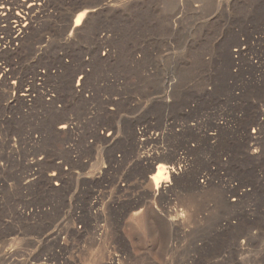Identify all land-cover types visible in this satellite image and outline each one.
Segmentation results:
<instances>
[{"label": "rangeland", "instance_id": "rangeland-1", "mask_svg": "<svg viewBox=\"0 0 264 264\" xmlns=\"http://www.w3.org/2000/svg\"><path fill=\"white\" fill-rule=\"evenodd\" d=\"M125 1L66 0L67 5L84 4L87 10L93 9L96 5L99 6L109 2L113 5L110 3L112 9L108 13L99 16L97 21L94 23L89 22L87 25L83 24L80 27L83 30L81 36L73 39L74 46H77L75 53H69L68 50L56 51V56L61 57L62 60L63 67L60 68H49V63L54 49L64 43L63 40L68 38L71 29V24L65 30L60 26L62 17L65 14L62 0H42L40 2L41 6L38 7L39 10H34L28 16L18 10L24 18H32L31 23L25 27L26 33L20 35L21 38H19L17 30L22 28L21 26L25 24V21L18 19L21 23H18L20 25L16 28L13 19H9V23L0 21V38L3 37L5 40L4 46L7 48L4 50L12 52V55L8 57H1V60L5 63L4 69L7 70L5 72L9 75L6 84L9 85L13 82L18 84L19 82L25 86L34 72H38L43 76L41 79L37 78L39 81L37 80L35 85L38 90L31 97L26 98V104L21 103V97H19L21 93H17L16 98L12 92H6L5 83L0 85V264H23L26 261L30 264H62L63 262L67 264H99L107 250L108 240L99 242L101 244L93 243L91 231L95 223L99 224V227L107 225L105 223H121L119 231L125 245L123 248L116 245L114 252L115 255L123 257V261L125 255L129 256L131 260L129 264H181L183 258L192 251L193 242L209 235L210 224L217 223L221 216L229 218V215L233 212L225 211L223 213L220 211L219 205L218 207L215 205L212 210L215 211H211V216L206 219V222H190L207 223L206 226L205 224L193 225L190 231L181 236H176L163 233L160 227L162 221H160L158 211L154 215L149 212L148 208L152 206L149 200H141L137 197L138 200L140 199L137 205L128 204L129 196L135 195L137 191L138 169L130 164L129 157L131 155L129 153L131 149L126 135L130 134L134 124L137 125L136 128L139 127L140 129L148 127L150 134L152 132L158 133L165 112L160 114L158 106L152 105L149 102V97H146L153 87L158 89V55H156L158 54V0H151L144 5L137 4V2L132 3V5H125ZM191 1L193 2V8L198 9V13L191 16L184 15L181 27L172 33L165 32V34H168H164L161 38L166 43L170 42L171 48L162 55L165 58L161 64L164 71L163 77L165 82L176 90L182 84L183 86L187 85L188 88L194 91L204 85V87H209L210 91L214 87V91L222 92L225 87L223 77L226 70L224 68L226 64L223 50L226 46L234 45L238 39L247 40L255 35L257 30L264 24V3H260L258 8V0ZM159 8L160 17L166 18L174 7L160 4ZM16 12L14 11V13ZM200 16L203 18H199ZM93 30H97L99 38H104L107 46L105 49L111 48L113 51H120L116 64L102 63L103 65H101L92 63V55L86 54V51L95 49ZM40 37L43 38L42 42L39 41ZM133 45L141 47L148 53L146 58L151 61L153 70L148 74H143L142 77H138L133 73L120 76L118 71L122 66L121 59L125 58L124 51L133 47ZM30 46L38 50L36 58H29L28 50ZM252 49L249 43L245 47L247 54L240 61L239 68L232 69L237 76L236 80L241 78L242 73H246V75L253 74V68L247 63V59L251 57ZM261 49L264 52V43H262ZM202 51H209L214 56L215 62L212 65V74L207 72L204 65L196 62L199 55L203 53ZM102 53L103 51H99L98 55L102 57ZM78 57L81 61L86 63L90 61V65H93L92 67L90 65L84 67V74L80 73L78 62L75 61ZM1 60L0 63H3ZM96 79L97 81H95ZM24 86L23 90L25 89ZM71 87L76 90L81 89V98L91 102L92 111L90 112L92 113L79 123L73 122L76 124L73 131V141L68 140V137L61 133L55 137L53 136V138L45 136L44 131L48 128V121L44 119L45 110L42 104L44 106L52 104L58 120L55 125V129H57L63 123L66 99L68 98V90ZM260 88H257V91L261 90ZM176 90L172 93L173 97L170 98L171 104L181 99ZM127 99L132 102L130 103ZM212 100L206 97L204 99L199 98L193 104L194 111L188 112L192 117L191 119L202 116L203 118H201L205 123L210 119L212 121H214V118L220 119L218 116L222 114V111L219 106L223 109L225 106L224 104L218 105L215 100ZM106 101L107 103L109 101L110 105L106 103V111L100 110V104ZM139 102H142L146 109H133L132 106ZM240 103L247 111L246 115L250 116L253 111L249 105L247 106L248 98L244 96ZM233 105L230 108H234ZM146 106H149V109ZM1 115H4V118ZM111 124L114 125L117 136L113 142L106 143L104 138H106L109 129L113 128ZM262 131L257 152L259 155L264 151V128ZM251 132L252 129H249V134ZM143 138L146 139L147 137H141L140 139L144 141ZM126 139H128V142ZM171 139H168L164 145H147L138 153L143 155L156 153L167 160L173 152L172 146L175 143ZM4 141L8 142L9 149L4 148ZM33 141L36 143L34 144ZM243 141L244 144L247 139ZM162 146L165 148L163 149ZM197 148V150L195 149L197 151L195 152L196 156L191 157V161L192 163L194 161V163L189 166L197 171L201 169L204 172L205 167H207L206 164H208L207 161H210L209 158L212 160L214 154L205 150L204 146ZM109 149L110 151L114 150L115 157L121 161L119 165L117 164L118 166L109 163ZM201 150L204 155L200 152ZM249 162H253L252 159ZM56 165L61 166L62 172H69L72 177L77 175L78 181L80 180L77 189H72L67 197L62 187L51 197L40 194L41 192L38 190L43 178L53 172ZM209 166L212 169L209 176L214 181L207 187L206 191H209L206 195L218 204L219 198L217 196H219L221 189L220 182L240 187V190L245 189V194L237 204L235 211L240 213L243 210L248 215V219L243 217L242 221L241 219L238 221L230 218V223H232V227H236V222H257L254 224L260 229L261 233H256V230L252 229L250 231L252 238L247 249L242 251L231 250L229 254L222 251L225 250V246L231 244L232 235L235 234L236 230L234 228L231 229L232 231L228 230L226 236L219 237L216 245L209 247L207 258H205L203 264H231L230 261L233 260H235L233 261L235 264H264L263 192L260 189L255 190L253 188L251 183L255 179L252 174L238 171L235 166L228 168L226 171L216 172L214 162H211ZM200 180L199 178L198 182ZM69 181H71V178ZM118 184L123 188L122 190L118 191ZM52 187L55 188L53 184ZM125 188L126 190H124ZM63 199H65L64 202ZM117 200L119 203L114 204ZM171 201L169 207L173 209L176 207L177 213L179 210L186 211L188 204L181 195L171 196ZM229 202L233 203L232 198L229 199ZM93 203L95 206L89 210ZM156 208L159 209V204ZM136 212L138 213L135 215ZM118 215L122 219H118ZM93 216L99 218L93 220ZM77 223H83L84 225ZM55 226L75 229L81 227L82 234L78 237L61 235L60 242H65L64 239H66V242L65 244L61 242V249H54L52 241L48 240V236L55 231ZM26 257L30 259L28 260Z\"/></svg>", "mask_w": 264, "mask_h": 264}, {"label": "bare ground", "instance_id": "bare-ground-1", "mask_svg": "<svg viewBox=\"0 0 264 264\" xmlns=\"http://www.w3.org/2000/svg\"><path fill=\"white\" fill-rule=\"evenodd\" d=\"M41 1L42 0H0V21L8 22L9 19H13V23L16 24V25L13 24L15 28L20 25L18 23H21L20 20L18 19L25 21L24 22L25 24L21 26L22 28H19L17 30L19 38H21L20 35H22L23 33L24 34L26 33L25 27L26 25L31 23L32 18L31 17L24 18L22 15H20L18 10H21V12H23L25 16H28L29 13L33 12L34 10H39L38 7L41 6L40 4ZM150 1L151 0H126L125 5H132V3L135 4L136 2L137 4L140 3L141 5H144V4L149 3ZM262 2L264 3V0H258V3L256 1L255 4L257 3L258 8H259L260 3ZM61 3H62V6L64 7L65 14L62 17L60 26H62L61 28L65 30L71 24V29L69 30L68 38L66 40H63L64 43L58 45V47L54 49L53 51L54 53L52 54V59L49 63L50 67L48 66L49 68L63 67L62 62H61L62 60L60 59L61 57L56 56V51L68 50L69 53H72V54L75 53V50H76L75 48H77V46H74L73 39H77L81 36L83 30L80 27L83 24L87 25L89 22L94 23L95 21H97L99 16L108 13L110 9H112V5H113V3L111 2L106 3V4H101V5L98 4L99 6L96 5V7L95 6L94 8L92 7L93 9L87 10L85 9L84 4H79V5L68 4L67 5L66 0H62ZM160 4H165V6L169 5V6L174 7L173 11L170 12L168 17L166 18L160 17V8H159ZM14 11H17V12L14 13ZM197 13H198V9L193 8V2L191 0H158V54H156L158 55V89L153 87L152 91L149 92V94L146 97H149L150 99L149 102H151L152 105L158 106V112H160V114L161 112H165V116L163 115L164 118H163L161 127L159 126L158 133L152 132L153 134L152 133L150 134L149 133L150 129H148V127H144L140 129L139 127L136 128L137 125L135 126L134 124L132 127V130L130 131V134L126 135V137H128L129 139V142H130L129 146L131 149L129 153L131 155L129 157L130 164L131 166H134L138 169V174H137L138 178L136 180L137 185H138L136 189L137 194L135 193V195L129 196L128 204L137 205L140 199L149 200L152 205L148 208L149 212L152 215H154V213L158 211V216L160 218V221H162V223H160V227L163 233L181 236L187 231H190L193 225L205 224L206 226L207 223H190V222H202V221L206 222V219L209 216H211L210 213L213 210V206L215 207V205H217V207L219 205L221 209L220 211H222L223 213L225 211L226 212L233 211L230 215L228 214L230 216L229 218L225 216H221L220 218L218 217L219 219L217 220V223L210 224L211 228H210L209 235L206 238L196 240V242H193L192 251L186 257L183 258V260L181 261V264H203L205 258H207V250L209 249V247L212 245H216L217 244L216 242L219 239V237L220 236L222 237L223 235H225L228 230L232 231L233 228L234 230H236L235 234L232 235L231 244L225 246V250L222 251L223 253L228 252L229 254L231 253V250L233 251L241 250L242 251V250L247 249V247L249 246L250 240L252 238V233L250 234V231L252 229L256 230V233L260 232V229L255 225L257 222L256 223L254 222L255 223L254 224V223H237L235 221L238 227L236 225H234L236 227H232V223H230V220H231L230 218H233V220L236 219L238 221L241 219L242 221L243 217L248 216L247 214H245L243 210H242L243 212L240 211V213H238V211H235L237 204L239 203L242 196H244L245 194V191H244L245 189L240 190L239 189L240 187L230 185L229 183L225 184L224 182L222 183L220 182V188L222 190L220 189L219 196H217V198H219L217 201L218 204H216L214 201L211 200L212 198L210 199L206 195L207 192L209 191V190L206 191L207 187L210 186V184L214 181L209 176L210 173H212V169L209 166L211 162H214V167H216L215 168L216 172L226 171L228 168L235 166L238 169V171H242L243 173H246V174H252L253 175L252 177H254L255 179V181L251 183L253 188L255 190L260 189L261 192H263V196H264V183H263L264 182V179H263L264 178V151L260 155L257 153L259 149V145H260V142H259L260 135L263 132L262 130L264 128L263 127L264 126V87L262 89L260 88L264 86V52L261 49V45L262 43H264L263 42L264 24L261 26V28L257 30V32L255 33L253 37L247 40L238 39L234 45H229L224 48L223 56H224V59H225L224 61L226 64L224 68H226V70H225V74L223 77V80H224L223 83L225 84V87L222 92L214 91V87L212 91H210L209 87L205 86L207 87L205 89L204 85H201V84L200 85L202 87L200 86L201 88L197 90L195 89V91L188 88L187 85L185 84L184 85L186 87L181 84V87L178 88V90H176L171 85H168L165 82V78L163 77L164 71L162 70L161 64L164 62L165 58H163L162 55L164 52L169 51L171 48H170V42L166 43L162 41L161 38L165 34V32L172 33L173 31L179 29V27H181L184 15L191 16ZM199 18H203V17L200 16ZM92 33L94 37L93 45L95 46V49L86 51V54L92 55V63H97L101 65L113 64V63L116 64L118 61L117 58H118V55L120 54V51L118 50L113 51L111 48L105 49L107 46L105 45L104 38H99L97 36V30H93ZM4 41L5 40L3 39V37L0 38V60H1V57L3 56L8 57L12 55L11 51L4 50V49H7L4 46L5 45ZM39 41L42 42L43 38L40 37ZM249 43L251 44L253 49L250 55L251 57L247 59L248 61L247 63L253 68V71H252L253 74L246 75V73L244 74L242 73L241 78L239 80H236L237 76L234 74L232 69L239 68V65L241 63L240 61H242L247 54L245 51V47L249 45ZM99 51H103L102 57L98 55ZM37 52L38 50L34 49L33 46H30L28 50L29 58L31 57L36 58L38 56ZM147 54L148 53L139 46L133 45V47L128 48L126 51H124L125 58L121 59L120 61L122 63L121 64L122 66L120 67L119 71L117 70L118 72H120L119 75L121 76V75L133 73V74H136L138 77H142L143 74L150 73L151 70L153 69L151 68V61L147 60L146 58ZM75 61L78 62V65L80 67V73L84 74L85 73L84 67H87L88 65H90V61L89 63H86L84 61H81L80 57H78V59ZM1 62L3 61L1 60ZM196 62H200L202 65L205 66V68L207 69V72L211 73L212 65L214 64L215 60H214V56L212 53H210L209 51H204L203 53L199 55ZM4 64H5L4 62L0 63V85L2 83H5V86L7 89L6 92H9V93L12 92L14 97H16L17 93H21V95L19 96L21 97L20 98V100L22 101L21 103L26 104V98L31 97V95L38 90L36 88L35 82L38 80L37 78H40V79L43 78L42 74L38 72H34L32 77L29 79L30 81L29 82L27 81V83L25 82L26 83L25 86L19 82L18 84L13 82L8 85L6 84V82H7V79L9 78V75L8 73H6L7 70L4 69L5 68ZM92 66L90 65V67ZM75 74H76V71H75ZM113 75H116V74H113ZM140 79H143V78H140ZM95 81H97V79ZM20 82L24 83V81H20ZM23 86L25 87L24 90H23ZM73 87L69 88L68 90V98L66 99L67 102H66V109H65L66 111H64L65 116L63 117V123L61 125L59 124L60 126L57 129H55V125L58 120H57V116L55 115V110L53 109L52 104H49V105L47 104V106H44V104H42L43 105L42 107L45 110L44 119L48 121V128L46 131H44L45 136L53 138V136L55 137L57 136V134L61 133L65 135L66 137H68L67 138L68 140L73 141V133H74L73 131L75 130V127H76V124H74L73 122L79 123L85 120L86 117L92 113L90 112L92 111L91 102L86 101L84 99L82 100L81 95H80V92H82L81 89L76 90ZM257 88H260L261 90L257 91ZM175 90L179 93V98H181L182 100L181 99L177 100L171 104L170 98L173 97L172 93H174ZM244 96L248 98L247 106L249 105V107L253 111L251 112L250 116L246 115L247 111L244 109V106L240 103L242 101V98H244ZM204 97L209 98L210 100L213 99L212 101L215 100V103L218 105L224 104L225 108H227L225 110V108L223 109V107L219 106L221 108L220 110L222 111V114L218 116L220 119L214 118V121L210 119L208 122L206 121V123L202 119L203 118L202 116H201L202 118L196 117L195 119H191L192 117L189 115L188 112L194 111L193 109L195 108L193 107V104H195L199 98L204 99ZM127 100L130 101L129 99ZM131 102L132 101H130V103ZM106 103L107 101L100 104L101 106L99 105L100 106L99 109L102 111H106L105 109ZM109 103L110 102L108 101L107 104ZM207 103H206V106H207ZM231 105H233L234 108H230ZM132 107L133 109H137V110L145 108L142 102L135 103ZM4 111L5 109L3 110V113ZM1 117L4 118V115H1ZM112 127L113 128L109 129L107 136H105L106 138H104L106 143L113 142L116 139L117 133L114 130V125H112ZM249 129H252L251 134H249ZM141 137H147V138L146 139L143 138L145 139L143 141L140 139ZM170 138H172L175 141V143L174 145L172 143L173 146L171 145L173 152L171 156L169 157V159L167 158V160H165L164 157H162L160 154H156V153H146L144 155L142 153L141 154L138 153V151H140L143 147L147 145H153V146L154 145L157 146V144L164 145L165 143H167L168 139ZM128 139H126L127 142H128ZM244 139L245 140L247 139V142L243 144ZM99 140L101 141V139ZM33 143L35 144L36 142L33 141ZM3 146L4 148H8L9 147L8 142L4 141ZM200 146H204L205 150H207L211 154H214L213 159L211 160L209 158L210 161H207L208 164H206L207 167H205L204 172L201 171V169L200 171H197L195 170V168L190 167L191 164L194 163V161L192 163L191 157L195 155V152H197L196 150L198 149L197 147H200ZM200 152L203 154L202 150ZM206 153L205 155H207ZM250 159H252L253 162H249ZM108 161L110 164H113L116 166H118L119 163L121 162L119 159L115 157L114 150L110 151V158ZM61 170H62L61 166L56 165L54 168V171L48 174V176L46 175L47 177L43 178V180L41 181L38 187V190L41 192L40 194L51 197L55 192L59 191V189L62 187L63 191H65L64 194L67 197V194H69V192H71L72 189L73 190L77 189L78 182L80 181V180L78 181V177H76L77 175L72 177L70 176L69 172H62ZM70 178L72 182L69 181ZM199 178L201 180L198 182ZM52 184L54 185L55 188L52 187ZM117 189L119 191V190H122L123 188H121L118 184ZM124 190H126V188ZM173 195H179V196L181 195L184 198V201L188 204V207L185 212H182L179 210V212L177 213L176 207L174 209L169 207L170 203L172 202L171 196ZM208 195H210V193H208ZM216 195L218 194L216 193ZM216 195L214 196L216 197ZM254 195H255V192H254ZM137 197H139L140 199L138 200ZM231 198H232L233 203L229 202V199ZM71 199L72 197L70 198V200ZM64 200L65 199H63V202ZM118 203H119L118 200L117 202H114V204H118ZM158 204H159V209L156 208ZM94 206H95L94 203L91 204L89 210H91ZM138 212H136L135 215ZM262 214L264 216V213ZM98 218L99 217L97 216L92 217L93 220H97ZM117 218L120 219L121 218L120 215H118ZM77 224L82 225L83 223H77ZM105 224L107 225H103V227H99V224L97 225V223H95L91 231L93 234L92 235L93 243L98 244L101 241H105L106 239L108 240V242L106 241L107 250L105 252L104 258L101 259L102 261H100L99 264H129L131 261L129 256L127 257V255H125L126 257L123 261L122 259L123 257L115 255V252H114L116 245L122 248L125 245L124 240L121 237V234L119 231V229H121L120 228L121 223H105ZM262 233L264 234V232ZM81 234H82L81 227L79 229H75V228H70V227H65V226H57L55 231H53L48 236V240L52 241L54 249H61L62 247L61 242L62 243L64 242V241L60 242L61 235H64L65 237H69V236L78 237ZM239 239H241L242 241L241 240L239 241ZM64 240L66 242V239ZM7 260L9 261V259ZM233 261H230V263L235 264L233 263ZM27 263L28 261H26L23 264H27ZM28 264H30V262ZM62 264H67V263L63 262Z\"/></svg>", "mask_w": 264, "mask_h": 264}, {"label": "snow or ice", "instance_id": "snow-or-ice-1", "mask_svg": "<svg viewBox=\"0 0 264 264\" xmlns=\"http://www.w3.org/2000/svg\"><path fill=\"white\" fill-rule=\"evenodd\" d=\"M79 22V21H78Z\"/></svg>", "mask_w": 264, "mask_h": 264}]
</instances>
